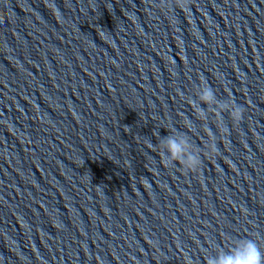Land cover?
Returning a JSON list of instances; mask_svg holds the SVG:
<instances>
[{"label": "water", "instance_id": "water-1", "mask_svg": "<svg viewBox=\"0 0 264 264\" xmlns=\"http://www.w3.org/2000/svg\"><path fill=\"white\" fill-rule=\"evenodd\" d=\"M134 1L225 103L244 107L241 122L264 149V0H192L175 13Z\"/></svg>", "mask_w": 264, "mask_h": 264}, {"label": "clouds", "instance_id": "clouds-1", "mask_svg": "<svg viewBox=\"0 0 264 264\" xmlns=\"http://www.w3.org/2000/svg\"><path fill=\"white\" fill-rule=\"evenodd\" d=\"M158 5L164 11L175 13L176 10L183 11L190 9L192 0H158ZM203 86L199 93V99L206 105L216 103V94L213 88L206 82H200ZM228 103L219 105V109L213 114L217 117L216 128L218 131H227L220 118V111L226 110L232 125H238L244 119V107L235 103L234 100L228 98ZM197 118L201 121L208 119V113L203 109L197 111ZM185 127L189 130L193 127V123L189 119H185ZM207 141L204 147L199 148L193 146L187 135H168L160 140L159 154L162 162L166 165L175 167L179 165L186 173H197L203 163L201 156L205 158H213L218 152L217 137L213 131L205 126ZM187 264H191L187 260ZM206 264H264V252L261 251L259 244L251 238H242L237 244H234L227 251L218 253L216 257L206 259Z\"/></svg>", "mask_w": 264, "mask_h": 264}]
</instances>
